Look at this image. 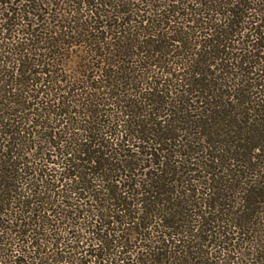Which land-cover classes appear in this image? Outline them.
Listing matches in <instances>:
<instances>
[{"label":"trees","instance_id":"obj_1","mask_svg":"<svg viewBox=\"0 0 264 264\" xmlns=\"http://www.w3.org/2000/svg\"><path fill=\"white\" fill-rule=\"evenodd\" d=\"M0 264H264V0H0Z\"/></svg>","mask_w":264,"mask_h":264}]
</instances>
